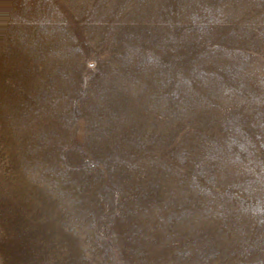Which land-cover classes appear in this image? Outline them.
Here are the masks:
<instances>
[{
  "label": "rangeland",
  "instance_id": "374dc122",
  "mask_svg": "<svg viewBox=\"0 0 264 264\" xmlns=\"http://www.w3.org/2000/svg\"><path fill=\"white\" fill-rule=\"evenodd\" d=\"M0 264H264V0H0Z\"/></svg>",
  "mask_w": 264,
  "mask_h": 264
}]
</instances>
